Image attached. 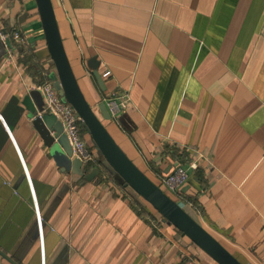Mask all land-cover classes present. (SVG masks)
Instances as JSON below:
<instances>
[{"label": "crops", "instance_id": "obj_1", "mask_svg": "<svg viewBox=\"0 0 264 264\" xmlns=\"http://www.w3.org/2000/svg\"><path fill=\"white\" fill-rule=\"evenodd\" d=\"M51 2L96 114L130 97L117 120L102 119L124 152L156 183L176 164L166 145L197 158L204 184L190 171L181 191L198 209L183 208L242 264H264V0ZM55 73L35 1L0 0V251L17 264H218L145 216L88 135L99 173L61 170L23 104Z\"/></svg>", "mask_w": 264, "mask_h": 264}, {"label": "water", "instance_id": "obj_2", "mask_svg": "<svg viewBox=\"0 0 264 264\" xmlns=\"http://www.w3.org/2000/svg\"><path fill=\"white\" fill-rule=\"evenodd\" d=\"M34 1L47 51L56 70L50 80L58 94L70 103L80 116L85 131L99 153L101 164L132 198L142 205L148 203L152 206L162 216L163 221L173 225L182 238L186 237L189 240L190 245L194 244L218 264H242L176 200L152 181L116 142L102 122V119L110 118L105 103L101 101L97 104L100 117L79 87L62 43L51 0ZM98 63L96 57H93L88 61V66L97 84L102 87L103 81L97 72ZM39 95L32 93L24 97L23 104L29 111L33 126L47 146L49 154L62 171H71L85 180H90L99 173V169L84 172L83 163L72 157V148L62 131L61 122L53 114L42 112L44 100ZM33 96L40 98L38 105L34 102ZM0 255L12 264H17L4 252L0 251Z\"/></svg>", "mask_w": 264, "mask_h": 264}, {"label": "built area", "instance_id": "obj_3", "mask_svg": "<svg viewBox=\"0 0 264 264\" xmlns=\"http://www.w3.org/2000/svg\"><path fill=\"white\" fill-rule=\"evenodd\" d=\"M107 75H109V72H106L103 76L105 77ZM37 89L41 93L44 100L42 112L53 114L56 119L61 122L63 128L62 131L66 135L72 148V157L77 158L83 164L90 160L92 161L93 155L88 151L86 143L81 134L82 120L73 106L58 94V91L50 81L40 85L37 87ZM129 101L130 97H128L126 94L121 95V97L112 95L107 102L108 104H106L110 119L117 120L119 113L122 109L126 108ZM39 114H41V112ZM196 159L197 158H192L191 160L189 159L190 161L185 164L176 161V164L167 174H160L158 177L162 189L166 193L171 192L173 195H175L176 201L181 207H184L186 202V199H182L183 193L181 189L190 180L189 172H194V170L198 167ZM26 177L27 180H29L27 174ZM31 193L32 206L38 226L40 243L42 244L41 217L32 189Z\"/></svg>", "mask_w": 264, "mask_h": 264}, {"label": "trees", "instance_id": "obj_4", "mask_svg": "<svg viewBox=\"0 0 264 264\" xmlns=\"http://www.w3.org/2000/svg\"><path fill=\"white\" fill-rule=\"evenodd\" d=\"M103 122V121H102ZM81 134H82V137H83V135L84 134H86V135H88L87 134V132L85 131V129H84V127H83V124L81 125ZM84 139V138H83ZM167 151H168V153L170 152V155H171V157H172V159L174 160V161H177V162H179V163H188L190 160L186 157V153H185V151H184V149L183 150H180L179 148H176V147H174V146H168V145H166L165 146V154L167 153ZM92 164H93V162L90 160V161H88V162H86V163H84V172L86 173V172H88L89 170H91V169H93V167H92ZM100 164H101V162H100ZM99 164V165H100ZM101 166L103 167V168H105L102 164H101ZM105 170L109 173V174H111L106 168H105ZM194 175H193V177L197 180V182L199 183V184H204V180H203V178H202V176H201V169L199 168V167H197L195 170H194ZM112 175V174H111ZM148 176V175H147ZM156 183V182H155ZM158 186H160L161 188H162V186H161V183L159 182H157L156 183ZM123 187V186H122ZM123 189H124V187H123ZM183 193V192H182ZM185 193H183L182 195H184ZM186 195V194H185ZM185 197V199L186 200H190V202L193 204V206H195V207H197L196 206V203H195V199H193V197H190V196H188V195H186V196H184ZM132 200H133V202H134V204H136L137 205V208H141L142 209V211H143V213L145 214V216L147 215V216H149L152 220H157V221H160V220H162V216L152 207V206H150L148 203H145V205H142V204H140L137 200H135L134 198H131ZM197 209H198V207H197ZM162 222H164V223H167L166 221H163L162 220ZM168 224V223H167ZM180 233V232H179ZM183 239L185 240L186 239V241H187V244H189V240L186 238V237H183ZM192 246H195L194 244H191ZM196 247V246H195ZM197 248V247H196Z\"/></svg>", "mask_w": 264, "mask_h": 264}, {"label": "rangeland", "instance_id": "obj_5", "mask_svg": "<svg viewBox=\"0 0 264 264\" xmlns=\"http://www.w3.org/2000/svg\"><path fill=\"white\" fill-rule=\"evenodd\" d=\"M41 25V24H40ZM167 194L170 196V197H172L173 199H175L176 200V197H175V195H173L171 192H167ZM187 207V206H186ZM187 210H189L188 208H187ZM180 234V233H179ZM182 238V237H181ZM183 239V238H182ZM186 240V239H185Z\"/></svg>", "mask_w": 264, "mask_h": 264}]
</instances>
